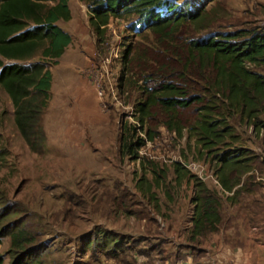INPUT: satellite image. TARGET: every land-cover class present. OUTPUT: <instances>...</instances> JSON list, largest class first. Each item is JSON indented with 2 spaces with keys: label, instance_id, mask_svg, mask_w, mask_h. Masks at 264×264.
Wrapping results in <instances>:
<instances>
[{
  "label": "rangeland",
  "instance_id": "1",
  "mask_svg": "<svg viewBox=\"0 0 264 264\" xmlns=\"http://www.w3.org/2000/svg\"><path fill=\"white\" fill-rule=\"evenodd\" d=\"M67 1L70 18L56 25L70 35V44L56 65L39 53L32 59L43 61L52 75L50 99L41 119L43 153H32L21 138L12 103L0 88V151L5 156L0 169V213L4 209L8 215L4 225L24 230L34 244L42 245L31 264H204L201 258L206 256L210 239L238 245L242 234L254 224L247 210L259 211L264 221V205L258 197L225 203V230L205 237L200 244L189 242L195 180L218 188L209 158L202 155L188 128L179 135L166 129V119L158 110H152L143 131L140 129L135 111L143 102L140 70H135L131 79L125 76V82L137 79L136 86L130 85L128 90L119 85L122 54L128 45L133 44L137 59L144 55L146 60V48L159 56L163 45L155 35L145 32L143 37L137 36L127 29L126 22L117 21L108 25L104 43L97 46L87 7L79 0ZM173 1L182 6L193 0ZM43 3L54 4L53 0ZM204 16L196 36L264 29V0H214ZM187 33L180 34L174 44L185 42ZM153 60L151 65H156ZM256 71L264 75V66ZM194 118L191 111L182 113V126ZM230 123L238 138L234 147L262 156L259 139L250 129L240 126L237 117ZM147 126L154 134L151 141L145 136ZM129 127L146 139L138 151L139 160L120 150L122 134ZM175 163L188 173L179 183L175 181ZM153 168L163 179L159 187L152 184L158 177ZM259 172L264 174V169ZM148 185L151 190L145 195ZM99 231L114 232L129 242L130 249L118 259L104 258L97 248L82 251V238L88 233L98 238ZM10 250V236H6L0 245L3 264H11L15 258L16 253ZM213 259L214 264H244L241 259L232 263Z\"/></svg>",
  "mask_w": 264,
  "mask_h": 264
},
{
  "label": "trees",
  "instance_id": "2",
  "mask_svg": "<svg viewBox=\"0 0 264 264\" xmlns=\"http://www.w3.org/2000/svg\"><path fill=\"white\" fill-rule=\"evenodd\" d=\"M44 1L0 0V88L12 103L18 133L36 154L44 152L41 119L50 99L52 75L43 61L32 59L39 53L42 59L56 65L71 42L70 35L56 25L59 20H69L68 1L53 0L52 5ZM79 1L87 7L89 26L97 46L104 43L108 25L117 21L126 22L127 29L137 36L143 37L145 32L155 35L158 44L163 45L164 51L159 56L152 55L146 48L147 60L144 55L137 59L133 44L128 45L122 54L124 65L119 85L128 90L130 85V88L136 86L137 79L125 82V76L131 79L133 72L140 70L137 75L142 81L143 102L135 108L140 129L143 131L152 110L164 115L166 129L179 135L183 128H188L190 137L200 145L202 155L209 158L218 184L231 193L224 196L191 176L196 186L191 199L194 209L188 241L200 244L210 234L225 230L228 221L225 203L233 205L243 194L258 189L255 185L246 188L247 180L240 185L241 176L264 166V161L260 160V157L264 159V120L261 118L264 117V75L256 71L264 66V29L196 36V27L214 0H193L182 6L173 0ZM186 32L185 42L175 45L180 34ZM153 59L156 65H151ZM190 111L195 118L182 126L180 116ZM236 117L240 126L250 129L259 139L262 156L251 149L234 147L238 138L230 121ZM136 132V128L125 129L120 150L123 155L139 160L138 151L146 139ZM145 136L148 141L154 138L149 127ZM4 160L0 151V169ZM173 168L178 183L187 177L182 165L175 163ZM151 171L157 173L154 168ZM156 176L152 184L159 187L163 179ZM146 189L148 194L145 195H149L150 185ZM145 195L143 197L155 199L153 195ZM4 212L3 209L0 213V245L4 237L10 236V252L16 253L11 264H31L42 245L34 244L31 234L24 230L15 231L11 224L4 225L3 220L8 216ZM98 235L92 238L90 233L86 234L82 238V251L97 248L104 258L118 259L119 254L131 247L127 240L112 231H99ZM139 241L133 240L132 244ZM139 254H143L142 250ZM3 261L0 255V264Z\"/></svg>",
  "mask_w": 264,
  "mask_h": 264
},
{
  "label": "crops",
  "instance_id": "3",
  "mask_svg": "<svg viewBox=\"0 0 264 264\" xmlns=\"http://www.w3.org/2000/svg\"><path fill=\"white\" fill-rule=\"evenodd\" d=\"M258 155V154H256ZM259 156V155H258ZM260 160L264 161L263 158L260 157ZM264 169V166L258 168H253L243 176H241L240 185L248 181L246 188H252L254 185L258 188L253 192L243 194L241 199L246 198H256L257 201H261V205H264V174L259 172V170ZM251 177V179H248ZM217 191L224 194V196H230L231 193H228L220 187L217 181ZM239 185V186H240ZM261 197V199H259ZM246 215L249 219L254 221L251 229L248 230L247 233L242 234V239L240 240L238 245H228L223 241H219L218 239H210L207 245V253L206 256L201 258L202 263L204 264H214L212 260L213 256L216 258H220L221 260H226L227 262L232 263L233 259H241L240 261L244 264H263L264 262V221L260 216V212L256 210H247ZM251 230V231H250ZM253 231V232H252ZM218 234V233H214ZM213 234H210V236ZM163 262V261H162ZM164 263V262H163ZM165 264V263H164Z\"/></svg>",
  "mask_w": 264,
  "mask_h": 264
}]
</instances>
